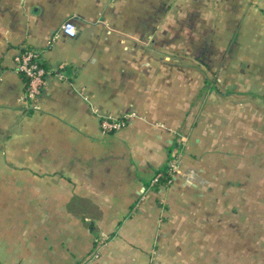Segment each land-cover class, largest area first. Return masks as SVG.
Listing matches in <instances>:
<instances>
[{
    "label": "crops",
    "instance_id": "0c3cea01",
    "mask_svg": "<svg viewBox=\"0 0 264 264\" xmlns=\"http://www.w3.org/2000/svg\"><path fill=\"white\" fill-rule=\"evenodd\" d=\"M0 264H264V0H0Z\"/></svg>",
    "mask_w": 264,
    "mask_h": 264
},
{
    "label": "built area",
    "instance_id": "2783aa9c",
    "mask_svg": "<svg viewBox=\"0 0 264 264\" xmlns=\"http://www.w3.org/2000/svg\"><path fill=\"white\" fill-rule=\"evenodd\" d=\"M62 31L69 37L77 36V28L72 21H66L62 25ZM15 70L28 78V93L30 98L39 95L46 84V77L48 71L41 65L39 54L33 50H24L17 54L14 58ZM132 115H125L123 118L104 117L101 119V130L104 134L116 132L127 126L129 118ZM176 161H171L168 164L169 179L166 183H160L163 173H158L154 179V184H170L176 175L177 165Z\"/></svg>",
    "mask_w": 264,
    "mask_h": 264
},
{
    "label": "trees",
    "instance_id": "16d2710c",
    "mask_svg": "<svg viewBox=\"0 0 264 264\" xmlns=\"http://www.w3.org/2000/svg\"><path fill=\"white\" fill-rule=\"evenodd\" d=\"M168 169L169 167L162 172L163 177L161 178L160 183H166V181L169 179Z\"/></svg>",
    "mask_w": 264,
    "mask_h": 264
},
{
    "label": "rangeland",
    "instance_id": "374dc122",
    "mask_svg": "<svg viewBox=\"0 0 264 264\" xmlns=\"http://www.w3.org/2000/svg\"><path fill=\"white\" fill-rule=\"evenodd\" d=\"M173 182H174V180H173L170 184H168V185H171ZM166 186H167V185H166Z\"/></svg>",
    "mask_w": 264,
    "mask_h": 264
}]
</instances>
